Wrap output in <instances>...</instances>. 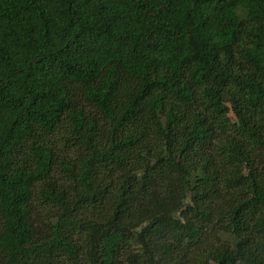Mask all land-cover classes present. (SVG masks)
I'll use <instances>...</instances> for the list:
<instances>
[{"label": "trees", "instance_id": "trees-1", "mask_svg": "<svg viewBox=\"0 0 264 264\" xmlns=\"http://www.w3.org/2000/svg\"><path fill=\"white\" fill-rule=\"evenodd\" d=\"M0 264H264V0H0Z\"/></svg>", "mask_w": 264, "mask_h": 264}]
</instances>
